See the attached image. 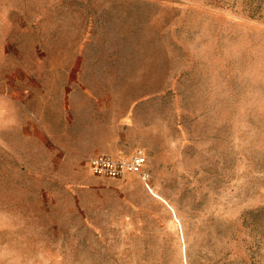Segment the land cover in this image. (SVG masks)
Segmentation results:
<instances>
[{
  "label": "rangeland",
  "instance_id": "1",
  "mask_svg": "<svg viewBox=\"0 0 264 264\" xmlns=\"http://www.w3.org/2000/svg\"><path fill=\"white\" fill-rule=\"evenodd\" d=\"M0 264H264V0H0Z\"/></svg>",
  "mask_w": 264,
  "mask_h": 264
},
{
  "label": "built area",
  "instance_id": "2",
  "mask_svg": "<svg viewBox=\"0 0 264 264\" xmlns=\"http://www.w3.org/2000/svg\"><path fill=\"white\" fill-rule=\"evenodd\" d=\"M145 164L143 155H136L129 160H115L108 156H97L89 161V170L94 176L121 178L126 174L138 172ZM146 176L143 177L145 180Z\"/></svg>",
  "mask_w": 264,
  "mask_h": 264
}]
</instances>
